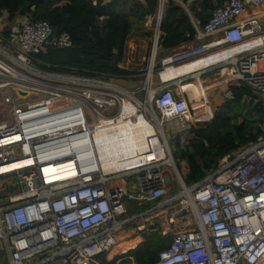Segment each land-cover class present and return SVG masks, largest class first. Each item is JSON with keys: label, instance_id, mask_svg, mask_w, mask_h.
Masks as SVG:
<instances>
[{"label": "built area", "instance_id": "built-area-1", "mask_svg": "<svg viewBox=\"0 0 264 264\" xmlns=\"http://www.w3.org/2000/svg\"><path fill=\"white\" fill-rule=\"evenodd\" d=\"M166 2L157 0L149 108L140 114L152 129L149 140L156 138L157 145L148 143L153 158H141L121 171L103 168L95 138L117 125L123 108L119 95L131 102L130 96L99 75L37 66L36 55L48 46L70 47V35H54L43 20L17 17L8 22L1 13L0 180L12 178L19 191L0 197V264H91L99 255L108 260L135 218L127 212V202L154 203L138 216L164 209L167 226L172 224L170 243L153 264H264V124L255 142L225 154L189 187L180 180L160 135L163 122L175 121L186 130L196 120L191 119L193 107L173 93L177 78L162 79L160 73L215 52H225V57L204 69H225L220 75L224 83L246 86L264 109V16L248 13L264 0H225L195 32L198 40H208L161 58L153 86ZM225 94L230 96L228 89ZM211 117L212 111L200 118ZM167 168L174 170L181 191L164 198L171 181ZM122 176L134 181L121 184ZM144 230L157 229L151 224Z\"/></svg>", "mask_w": 264, "mask_h": 264}, {"label": "trees", "instance_id": "trees-1", "mask_svg": "<svg viewBox=\"0 0 264 264\" xmlns=\"http://www.w3.org/2000/svg\"><path fill=\"white\" fill-rule=\"evenodd\" d=\"M125 1L128 10L119 13L121 0H0V15L6 13L8 22L17 17L47 21L54 35L62 32L70 35V47L48 46L36 55L37 66L41 68L59 73L125 77L131 74L119 67L125 43L131 35L151 34L150 30H145V22L151 17L154 21L157 0ZM181 1L188 4V10L194 13L201 27L225 0ZM159 28V58L168 56L173 49L192 41L195 36L187 11L174 0H167ZM228 90L230 96L214 108L209 120L184 130V141L179 133L172 136V157L187 187L215 169L225 154L255 142L262 134L264 109L260 100L244 85H230ZM170 189L171 193L175 191L173 187ZM140 207L128 203L127 212L134 214ZM141 238L129 255L112 261L99 255L91 264H115L118 261L120 264H153L159 251L168 247L171 240L170 235L159 231L142 234Z\"/></svg>", "mask_w": 264, "mask_h": 264}, {"label": "rangeland", "instance_id": "rangeland-1", "mask_svg": "<svg viewBox=\"0 0 264 264\" xmlns=\"http://www.w3.org/2000/svg\"><path fill=\"white\" fill-rule=\"evenodd\" d=\"M108 1V0H106ZM121 4L118 8L119 13H125L128 10V2L125 0H121ZM177 0H174V2ZM155 29V21H153V18H147L145 22V30H150V33L148 36H141V35H131L128 40L125 43V51H124V57L122 62L119 64V67L122 69H126L131 71V74L129 76L125 77H104L102 76V81L104 83H110L114 85H118L120 88L127 90L128 92L132 93L134 95V99L130 97L131 102L136 106V110L138 111V114H145L147 111H145L146 107L149 108V93L147 92V89L144 87V80L147 73V70L149 69L150 61H151V48H152V38L153 33ZM208 39L204 40L207 41ZM158 50V49H157ZM160 59L159 58V52L156 51V55L154 58V64H153V72L151 76V82L153 86H156L158 84V76L157 73L160 70ZM225 69H219V68H210L208 70V74H205L202 77H198L199 79H196L194 76H190L187 79L184 78L182 84L180 86L184 89H187L186 92L189 96V99H187L188 104L191 105L195 111V115L191 113V119L192 125L197 123L199 121L205 120L204 118L200 117H207L197 106L198 104L202 105V109H206V113L209 114L211 111L213 113L214 108L219 105L223 99L229 97L225 94V91L229 88L226 83H222V75L224 73ZM201 79V80H200ZM195 82L197 84H200V88H204V91H202V95L204 100H201L199 98V94L197 89L195 88ZM216 85V87H214ZM208 88L207 90L205 87ZM197 91V92H194ZM206 93V94H205ZM195 95L198 96V98H195ZM124 95H119L120 99H126L123 97ZM127 100V99H126ZM143 104L142 105L140 104ZM154 116L160 120L158 112L153 108L152 109ZM184 130L181 129L180 125L171 122H163L162 129L160 132V135L164 138L166 141L170 151L172 152V136L174 134L179 133L181 136V141L186 139V134H183ZM156 134L159 135V133L156 131ZM159 135V137H161ZM172 155V153H171ZM168 172L171 174V181L168 183V187H173L175 191L173 193L170 192L169 189L166 190V193L164 195V198H167L171 195L177 194L181 191V187L178 184L177 175L175 174L174 170L171 168H167ZM121 179L124 181V183L127 185L128 181L133 182V176L130 178H126L124 176L121 177ZM187 187V186H186ZM126 189H128V186H126ZM19 191V188L15 186L14 181L12 178H7L4 180H0V197L6 194H12L13 192ZM129 202H127L128 204ZM174 203H177L175 201ZM135 203H132V206ZM141 205V207L137 210L136 213L132 214L135 215V218L133 219V223L125 229V231L121 234V237L119 239L118 245L112 250V252L108 255V261H112V258L115 259L116 257L129 255V252L138 246V244L142 241V234L145 232V228H149L151 224L156 227V231H159L160 233H165L168 235H171L170 229L173 228L172 224L170 226L165 227L161 224V221L159 218H153L151 212H146V214H142L141 216H138L141 214L142 211H145V207ZM152 216V217H151ZM190 218L193 217L189 216ZM177 225H179L180 216L176 217ZM157 221L156 223H154ZM139 222V224H138ZM144 225L143 230H139V226ZM121 263V262H120ZM119 261L115 264H120ZM262 263H264V259L262 260Z\"/></svg>", "mask_w": 264, "mask_h": 264}, {"label": "bare ground", "instance_id": "bare-ground-1", "mask_svg": "<svg viewBox=\"0 0 264 264\" xmlns=\"http://www.w3.org/2000/svg\"><path fill=\"white\" fill-rule=\"evenodd\" d=\"M223 57H225V52H215L208 55L206 58L191 61L190 63L178 66L177 68H169L165 71H162L160 73V77L162 79H173L175 77L197 71L198 68L207 66ZM150 68L151 64L148 69L147 79L144 80V87L146 89L151 74ZM195 78L199 79L197 75H195ZM115 89L118 92L130 96L132 100L134 99V95L127 90L120 87H115ZM200 89L204 91V88ZM147 92L151 94L148 89ZM140 104L143 107V104ZM122 107V113L117 125L103 129L101 132L97 133L95 138L98 142L97 147L99 151V160L104 169H115L117 171H121L124 170L127 165L134 166V164L137 163V161L141 158L151 159L153 158V154L147 153L148 143L151 141L153 145H157L156 138L151 137L149 140L148 137L153 135L152 129L148 126L145 118L138 114L136 106L128 100L123 99ZM127 117H129V119ZM131 117H133V119ZM13 165H19V163ZM68 166L70 165L62 167ZM55 173L61 176L64 175L63 172L59 171ZM47 174L54 177L53 173L51 174L50 171H48Z\"/></svg>", "mask_w": 264, "mask_h": 264}, {"label": "crops", "instance_id": "crops-1", "mask_svg": "<svg viewBox=\"0 0 264 264\" xmlns=\"http://www.w3.org/2000/svg\"><path fill=\"white\" fill-rule=\"evenodd\" d=\"M175 3L180 4V5H181V6L187 11V13H188V15H189V17H190V19H191V23H192V25H193V28L195 29V32H196V30L200 28V26H199V21H198V20L196 19V17L194 16V13H193V12H190V11L188 10V4H187V3L184 4L181 0H177V1H175ZM248 13H250V14H254V15L259 16L260 18H262V17L264 16V2H263L262 5H260L259 7H250V8L248 9ZM3 15H5L6 18H7L6 13H4ZM151 20H152V17H151ZM261 21L264 22V19H263V20L261 19ZM204 40H206V39L198 40V39L194 36V39H193L192 41L182 43L180 46H178L177 48L173 49L171 52H173V51H177V50H180V49H183V48H186V47L192 46V45H196V44H198V43L204 42ZM208 70H209V69H204V67H200V68H198L197 71H194V72H191V73L184 74V75H181V76L176 77L177 79H176L175 83L171 86L172 89H173V93H174V95H175L176 97L184 98V99H186V100L189 99V96H188V94H187V92H186L187 89H184V88H182V87L180 86V84H182V82L185 81V80H183V79H184V78L187 79V78L190 77L191 75L194 76V77H195V75H197V77H202V76H204L205 74H208ZM220 75H221V74H220ZM182 80H183V81H182ZM200 80H201V79H200ZM222 81H223V80H222ZM223 82H224V81H223ZM221 84H222V83H221ZM197 86H200V84H197V83L195 82V88H196L197 91H198L199 98H201V100H202V98H203L202 90L200 89V87H197ZM227 86H228V85H227ZM204 87H205V86H204ZM214 87H216V85H215ZM205 89L207 90L208 88L205 87ZM197 91H194V92H197ZM194 96H195V98H198L197 95L194 94ZM197 107H198L203 113H205L206 116H208V114L206 113L207 110H206V109H202V105H201V104H198ZM204 110H206V111H204ZM212 114H213V113H212ZM170 122H171V121H170ZM172 122L175 123V121H172ZM191 122H192V121H191ZM192 124H193V123H192ZM123 183H124V182L121 181V184H123ZM124 185H125V183H124ZM152 216H153V218H159L160 221H161V224L164 225L165 227H167V225H169L168 222H167V213H166V210H164V209H163V210H157V211H155V212L152 214ZM155 222H157V221H155Z\"/></svg>", "mask_w": 264, "mask_h": 264}, {"label": "water", "instance_id": "water-1", "mask_svg": "<svg viewBox=\"0 0 264 264\" xmlns=\"http://www.w3.org/2000/svg\"><path fill=\"white\" fill-rule=\"evenodd\" d=\"M188 1L190 2V1H192V0H188ZM177 173H178V172H177ZM178 176H179V174H178ZM179 178H180V176H179ZM180 180H181V178H180ZM181 181H182V180H181ZM182 183H183V182H182ZM183 184H184V183H183Z\"/></svg>", "mask_w": 264, "mask_h": 264}]
</instances>
